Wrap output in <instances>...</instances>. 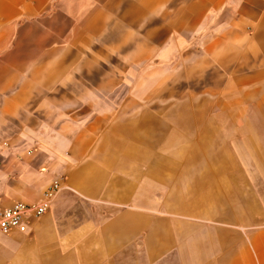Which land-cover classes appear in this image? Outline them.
<instances>
[{
    "label": "crops",
    "instance_id": "crops-1",
    "mask_svg": "<svg viewBox=\"0 0 264 264\" xmlns=\"http://www.w3.org/2000/svg\"><path fill=\"white\" fill-rule=\"evenodd\" d=\"M250 99L264 0H0V264H264Z\"/></svg>",
    "mask_w": 264,
    "mask_h": 264
},
{
    "label": "built area",
    "instance_id": "built-area-1",
    "mask_svg": "<svg viewBox=\"0 0 264 264\" xmlns=\"http://www.w3.org/2000/svg\"><path fill=\"white\" fill-rule=\"evenodd\" d=\"M30 154V153H29ZM62 188L55 182L44 194L41 203L26 204L16 203L12 207L0 212V233L11 235L13 233H27L32 220H36L45 215L56 196Z\"/></svg>",
    "mask_w": 264,
    "mask_h": 264
},
{
    "label": "rangeland",
    "instance_id": "rangeland-1",
    "mask_svg": "<svg viewBox=\"0 0 264 264\" xmlns=\"http://www.w3.org/2000/svg\"><path fill=\"white\" fill-rule=\"evenodd\" d=\"M212 115L216 116H247V117H264V107L259 106L257 103H254L253 100L246 101V107L245 108H236V107H229V108H218L215 109L212 112ZM261 130V138H262V148H264V125L258 126ZM264 158H262V171L260 174H256V176H259L260 179V190L262 197H264ZM6 236L9 235H1L0 234V250H11L15 246H18L22 243L21 241H11Z\"/></svg>",
    "mask_w": 264,
    "mask_h": 264
}]
</instances>
